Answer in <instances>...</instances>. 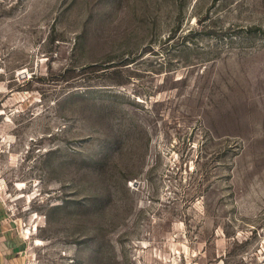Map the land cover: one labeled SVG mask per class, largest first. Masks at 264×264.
Here are the masks:
<instances>
[{"label": "rangeland", "instance_id": "1", "mask_svg": "<svg viewBox=\"0 0 264 264\" xmlns=\"http://www.w3.org/2000/svg\"><path fill=\"white\" fill-rule=\"evenodd\" d=\"M0 190L21 264H264V0H0Z\"/></svg>", "mask_w": 264, "mask_h": 264}, {"label": "crops", "instance_id": "2", "mask_svg": "<svg viewBox=\"0 0 264 264\" xmlns=\"http://www.w3.org/2000/svg\"><path fill=\"white\" fill-rule=\"evenodd\" d=\"M26 238L0 190V264H21Z\"/></svg>", "mask_w": 264, "mask_h": 264}]
</instances>
